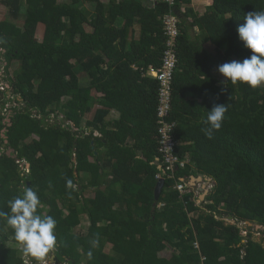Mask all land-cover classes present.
Masks as SVG:
<instances>
[{"label":"trees","instance_id":"16d2710c","mask_svg":"<svg viewBox=\"0 0 264 264\" xmlns=\"http://www.w3.org/2000/svg\"><path fill=\"white\" fill-rule=\"evenodd\" d=\"M211 1L199 15L192 0H0L10 14L0 22L9 86H0V211L25 188L37 192V214L57 222L54 264H264L263 243L249 232L245 244L241 229L264 227V83H221L217 70L251 55L237 28L264 11V0ZM167 17L178 27V64L166 122L187 162L174 178L159 169L161 85L149 74L163 66ZM215 104L227 112L209 138ZM158 175L165 186L157 201ZM193 176L215 183L202 206L195 190L175 189ZM85 216L90 226L79 234ZM23 248L0 218V264H42L53 251L37 261Z\"/></svg>","mask_w":264,"mask_h":264},{"label":"clouds","instance_id":"9594fccd","mask_svg":"<svg viewBox=\"0 0 264 264\" xmlns=\"http://www.w3.org/2000/svg\"><path fill=\"white\" fill-rule=\"evenodd\" d=\"M237 32L244 47L250 50L251 55L243 60H232L219 65L217 70L225 78L221 83L240 82L256 88L264 83V11L247 13L244 23L238 26ZM226 91L227 89H222V92ZM226 112V104H215L211 110H208L207 123L210 127L205 129V134L209 138H211L213 130L221 128ZM160 169L162 170V168ZM160 179H163L162 175ZM185 180L194 190L191 178ZM7 203L10 211H0V218L6 219L7 224L14 231L15 240L24 246L25 252L37 261H43L57 244L56 220L52 216L37 214L40 199L37 192L31 187L25 188L21 196H17ZM244 225L248 224L241 223L242 235L245 237L248 236L249 231L243 228Z\"/></svg>","mask_w":264,"mask_h":264},{"label":"built area","instance_id":"2783aa9c","mask_svg":"<svg viewBox=\"0 0 264 264\" xmlns=\"http://www.w3.org/2000/svg\"><path fill=\"white\" fill-rule=\"evenodd\" d=\"M173 3L175 0H166ZM165 25L167 35L170 37L168 41V47L164 52L163 66L160 69L151 68L150 75L157 78L160 81L159 90V105L157 110V123L159 125V153L162 157L163 165L161 168H165V171L169 173L170 178H174V172L177 166L185 167L186 161L180 160L177 156L175 147L176 142L173 138V132L175 129L174 124H168L166 118L172 110V97H171V82L173 80V74L178 64V58L175 52L176 39L178 36V27L176 20L173 17H167L165 19ZM2 90L4 88H1ZM160 157V158H161ZM160 161V159H157ZM161 178V175H158ZM175 189L180 192L181 195H185L193 188L190 183H187L185 179H180V182L176 184Z\"/></svg>","mask_w":264,"mask_h":264},{"label":"rangeland","instance_id":"374dc122","mask_svg":"<svg viewBox=\"0 0 264 264\" xmlns=\"http://www.w3.org/2000/svg\"><path fill=\"white\" fill-rule=\"evenodd\" d=\"M64 1H71V0H60V2H64ZM109 0H105V3H107ZM87 6H89V5H87ZM10 17V14H9V10L5 7V6H3V5H0V22L2 21V20H5V19H8ZM22 20V19H21ZM20 20V21H21ZM22 23H19V25H21ZM41 27L39 28V30H38V34H37V39L39 40V41H42L43 40V37H44V30H45V28H44V25H40ZM5 58H4V55L2 54V52H1V50H0V86H1V88H3V87H7V88H9V86H8V82H7V80L5 79L6 77H8V75H7V73H6V63H5ZM17 69H19V63H17V62H15L14 64H12V66L10 67V70H9V73H14V71L15 70H17ZM95 96H96V94H95ZM9 105V107L10 108H12V107H19V105L18 104H16L14 101H12L11 103H9L8 104ZM20 107H21V104H20ZM98 108V105L94 108V110H93V114H94V112L96 111V109ZM93 114H91V115H89V117H88V119H93ZM111 117H109V119H110ZM85 121H84V123H83V128L85 127ZM97 136L99 135L98 133L96 134ZM109 138V142L111 143V141H113V136H109L108 137ZM105 139H106V137H105ZM108 140V139H107ZM105 150V149H104ZM104 150H102L101 151V156L102 155H104V154H106V151H104ZM105 157V155L102 157V158H104ZM114 169H115V163H113V165H112V167H109L108 169H107V171L111 174V176L109 177V178H114V175H113V171H114ZM213 184V183H212ZM192 186L194 185V183H192L191 184ZM201 192H199V191H196V195L198 196V201H199V197L201 196ZM93 195H92V192H90V193H88V197H92ZM207 196V194H205V195H203V197H202V200L204 199V197H206ZM202 200H200V201H202ZM226 221L228 222V223H230V224H234L236 221L234 220V219H226ZM255 225H257V223H254V226H249V225H244V229H248L249 227H252V230L251 231H249L253 236H252V239L254 240V241H258V242H262L263 243V245H264V234L262 233V229H260V230H257L256 228H255ZM89 221H88V219H87V217L85 216V217H83V221H82V225L77 229V233H79V234H83V233H86L87 232V230H88V228H89ZM23 251H24V248L22 249ZM106 252H110L111 254H112V245L111 244H108V246L106 247ZM24 255L25 256H28V253H26L25 251H24ZM30 255V254H29ZM165 256L166 257H168V258H170L171 257V254L170 253H165ZM26 258V260H27V262H30V260L27 258V257H25ZM47 260V262H45V263H42V264H50L49 262H48V258L46 259Z\"/></svg>","mask_w":264,"mask_h":264},{"label":"crops","instance_id":"0c3cea01","mask_svg":"<svg viewBox=\"0 0 264 264\" xmlns=\"http://www.w3.org/2000/svg\"><path fill=\"white\" fill-rule=\"evenodd\" d=\"M103 2H105V0H103ZM192 2H193L192 7H193L194 11L197 14H199V15H202L208 9V7H210L212 5V1L211 0H192ZM40 27L41 26H39V28ZM39 28H38V30H39ZM93 94H94V96L96 94V96H95L96 98H100V96H101L99 93H97L95 91L93 92ZM118 116L119 115H117L113 111V112H111V115L109 116L111 118L109 119V117H108L107 120H111V122H112V121L118 119ZM108 130H111V132L114 131V129L111 128V127ZM96 133H98V132H96ZM160 168H161V166H159V169ZM213 186H214V182L213 181H208V180H204L203 182H200V183H198V182H195L194 183V190H195V192L196 191H199V192L202 193L201 196L199 197V201H198V199L196 201L197 202V205H199V206H202L203 205V203L205 202V200L207 199V197L210 196V193H211V191L213 189ZM203 191H205V192H203ZM205 194H207V196L204 197V199L202 200V197ZM200 200H202V201H200Z\"/></svg>","mask_w":264,"mask_h":264},{"label":"water","instance_id":"95a60500","mask_svg":"<svg viewBox=\"0 0 264 264\" xmlns=\"http://www.w3.org/2000/svg\"><path fill=\"white\" fill-rule=\"evenodd\" d=\"M7 121L9 122V120H7ZM3 138L6 140L5 145H7L8 144V141H7V137L5 135V132L3 133ZM12 153H15L13 149L9 150L8 155L9 156H12ZM13 158H17V155L14 154ZM204 180L212 181L211 178L206 177V176H199V177H194L193 176V177H191V184L192 183H195V182L200 183V182H203ZM164 186H165V180L164 179H160L159 182H158V184H157V186H156V189H155V199L157 201L160 198V195L162 193V189L164 188ZM203 192H205V191H203ZM247 224L249 226H254V224L252 222H247ZM255 228L257 230H260V229L263 230L264 229V227L262 225H259V224L255 225ZM249 240H250V237L249 236H245L244 243L246 244ZM55 252H56V247H54V249L52 251V256H51V258L49 260V263L50 264H54L56 262V254H55Z\"/></svg>","mask_w":264,"mask_h":264},{"label":"flooded vegetation","instance_id":"af4514ba","mask_svg":"<svg viewBox=\"0 0 264 264\" xmlns=\"http://www.w3.org/2000/svg\"><path fill=\"white\" fill-rule=\"evenodd\" d=\"M2 52V51H1ZM2 54H4L3 52H2ZM5 58V57H4ZM5 63H6V65H7V62L5 61Z\"/></svg>","mask_w":264,"mask_h":264}]
</instances>
